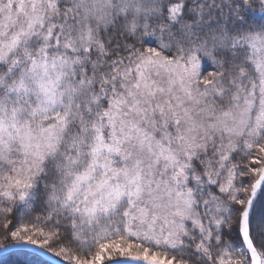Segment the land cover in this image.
<instances>
[{
    "label": "snow or ice",
    "instance_id": "6c2138e0",
    "mask_svg": "<svg viewBox=\"0 0 264 264\" xmlns=\"http://www.w3.org/2000/svg\"><path fill=\"white\" fill-rule=\"evenodd\" d=\"M261 199L264 0H0V249L264 264Z\"/></svg>",
    "mask_w": 264,
    "mask_h": 264
},
{
    "label": "trees",
    "instance_id": "16d2710c",
    "mask_svg": "<svg viewBox=\"0 0 264 264\" xmlns=\"http://www.w3.org/2000/svg\"><path fill=\"white\" fill-rule=\"evenodd\" d=\"M257 19H259L258 13H254ZM264 211V199L257 202V217ZM35 254L29 252H13L0 258V264H39V260Z\"/></svg>",
    "mask_w": 264,
    "mask_h": 264
},
{
    "label": "water",
    "instance_id": "95a60500",
    "mask_svg": "<svg viewBox=\"0 0 264 264\" xmlns=\"http://www.w3.org/2000/svg\"><path fill=\"white\" fill-rule=\"evenodd\" d=\"M18 251H24V252H29V253L34 254L30 249H26V248H14V249H10V250H7V251H4V250L0 249V258L3 257V256L8 255L10 253L18 252ZM43 259H46V258H43Z\"/></svg>",
    "mask_w": 264,
    "mask_h": 264
},
{
    "label": "rangeland",
    "instance_id": "374dc122",
    "mask_svg": "<svg viewBox=\"0 0 264 264\" xmlns=\"http://www.w3.org/2000/svg\"><path fill=\"white\" fill-rule=\"evenodd\" d=\"M19 252H21V251H19Z\"/></svg>",
    "mask_w": 264,
    "mask_h": 264
}]
</instances>
